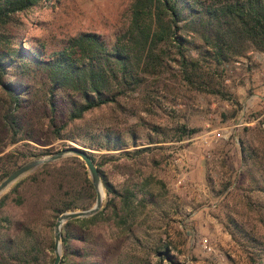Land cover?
<instances>
[{
  "label": "trees",
  "instance_id": "trees-1",
  "mask_svg": "<svg viewBox=\"0 0 264 264\" xmlns=\"http://www.w3.org/2000/svg\"><path fill=\"white\" fill-rule=\"evenodd\" d=\"M42 1L49 0H0V124L6 144L35 141L47 132L53 140H79L88 148L114 150L128 140L110 125L98 131L86 124L88 114L114 107L123 112V98L139 90L148 95L153 90L147 83L160 85L166 74L198 91L229 99L215 86L214 77L249 49L264 52V0H131L127 24L113 42L95 32H81L51 52L16 44L11 29L17 13ZM172 63L175 72L170 71ZM179 130L180 138L198 129L182 124ZM134 137L131 132L130 138ZM148 149L123 155L137 156ZM46 154L26 151L21 162ZM88 154L108 198L94 215L63 225L60 264H95L96 254L85 244L95 235L96 225L112 219L122 234L135 220L133 191H117L100 169L112 155L96 163L94 154ZM242 157L256 167L255 182L264 191V155L249 147ZM17 166L5 170L0 180ZM94 201L88 170L76 156L20 178L0 196V263L41 264L48 250L51 264L56 217L89 208ZM144 201L140 198L138 205L144 206ZM22 207L27 211L25 220L14 219L11 210ZM232 223L257 255L250 257L252 264H264V238ZM162 251L160 259L168 255L166 247Z\"/></svg>",
  "mask_w": 264,
  "mask_h": 264
},
{
  "label": "rangeland",
  "instance_id": "rangeland-1",
  "mask_svg": "<svg viewBox=\"0 0 264 264\" xmlns=\"http://www.w3.org/2000/svg\"><path fill=\"white\" fill-rule=\"evenodd\" d=\"M130 3L42 1L17 13L11 29L16 44L46 52L81 32H95L111 43L127 24ZM170 66L171 72L177 70L175 64ZM172 75L163 76L160 85L148 82L151 96L139 90L123 98V112L101 108L86 116L84 122L94 129L110 125L128 140L114 150L88 148L79 140H53L47 132L35 141L6 144L0 124V177L20 165L26 151L45 150L49 155L76 146L93 153L96 163L112 155L101 165L102 174L117 191L132 190L137 209L125 233L112 219L96 225L85 244L96 254L95 264H252L250 257L257 255L232 220L264 238V191L255 182L256 167L242 157L249 147L264 155V52L249 49L214 77L215 86L229 99L198 91ZM182 124L198 130L179 138ZM142 147L149 149L123 155ZM107 198L104 190L102 206ZM140 198H145L144 206L138 205ZM11 213L25 220L27 211L22 207ZM165 247L168 255L160 259ZM47 254L41 264H50Z\"/></svg>",
  "mask_w": 264,
  "mask_h": 264
},
{
  "label": "water",
  "instance_id": "water-1",
  "mask_svg": "<svg viewBox=\"0 0 264 264\" xmlns=\"http://www.w3.org/2000/svg\"><path fill=\"white\" fill-rule=\"evenodd\" d=\"M68 156L79 157L85 163L89 177L91 179L92 185L95 190V201L93 205L89 208L65 211L56 217L53 225L54 258L52 264H60L61 261V255H62L61 238H62L63 225L71 219L85 218L92 216L102 208L104 190L101 181V176L99 174V170L97 166L95 165V162L93 161V159L85 149L76 146H68L52 154L30 159L26 162H23L0 181V196H1V194H3L13 183H15L20 178L35 172L45 164L58 161Z\"/></svg>",
  "mask_w": 264,
  "mask_h": 264
}]
</instances>
